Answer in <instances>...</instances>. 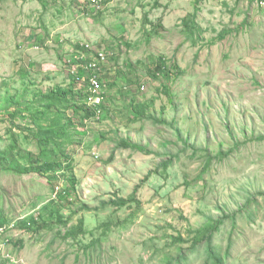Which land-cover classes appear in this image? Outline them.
<instances>
[{"label":"rangeland","instance_id":"374dc122","mask_svg":"<svg viewBox=\"0 0 264 264\" xmlns=\"http://www.w3.org/2000/svg\"><path fill=\"white\" fill-rule=\"evenodd\" d=\"M0 224V264H264V0H0Z\"/></svg>","mask_w":264,"mask_h":264},{"label":"built area","instance_id":"2783aa9c","mask_svg":"<svg viewBox=\"0 0 264 264\" xmlns=\"http://www.w3.org/2000/svg\"><path fill=\"white\" fill-rule=\"evenodd\" d=\"M90 1H92L93 3H97V4L103 2V0H90ZM83 57H86V56L83 55ZM7 228L8 227L6 225L0 226V235H3L4 233H6ZM0 250H2V249L0 248ZM7 255H8V257L11 256L9 254H7Z\"/></svg>","mask_w":264,"mask_h":264},{"label":"trees","instance_id":"16d2710c","mask_svg":"<svg viewBox=\"0 0 264 264\" xmlns=\"http://www.w3.org/2000/svg\"><path fill=\"white\" fill-rule=\"evenodd\" d=\"M120 202H121L122 204L125 203L124 200H121ZM0 225H2V224H0ZM217 263H218V264H222L220 258L217 260Z\"/></svg>","mask_w":264,"mask_h":264}]
</instances>
